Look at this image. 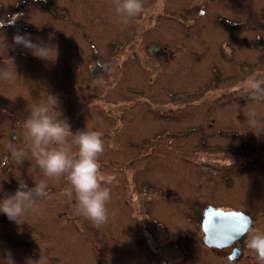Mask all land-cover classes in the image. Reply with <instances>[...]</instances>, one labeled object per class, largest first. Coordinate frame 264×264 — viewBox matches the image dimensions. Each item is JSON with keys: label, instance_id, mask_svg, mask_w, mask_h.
Returning a JSON list of instances; mask_svg holds the SVG:
<instances>
[{"label": "rangeland", "instance_id": "374dc122", "mask_svg": "<svg viewBox=\"0 0 264 264\" xmlns=\"http://www.w3.org/2000/svg\"><path fill=\"white\" fill-rule=\"evenodd\" d=\"M23 1L0 0V69L13 76L0 79V186L45 181L47 196L18 224L0 214V264H152V252L182 257L164 243L175 241L193 243L198 262L209 203L242 208L264 233V84L245 83L264 79V0H142L127 23L114 0H51L53 13ZM218 18L239 23L240 41ZM16 33L47 45L44 60L13 44ZM48 94L73 132L102 133L100 227L78 213L67 175L46 177L31 155L24 120ZM66 147L77 151L72 137Z\"/></svg>", "mask_w": 264, "mask_h": 264}, {"label": "clouds", "instance_id": "9594fccd", "mask_svg": "<svg viewBox=\"0 0 264 264\" xmlns=\"http://www.w3.org/2000/svg\"><path fill=\"white\" fill-rule=\"evenodd\" d=\"M116 13L124 18L127 23L129 18L140 14L143 8L142 0H114ZM20 14H16V19ZM13 44L22 45L31 51L36 58L43 59L47 56L49 47L45 44H35L30 33H16L12 37ZM44 60V59H43ZM93 67H103L97 62ZM12 73L7 69H0V79H12ZM245 83L254 92L262 91L261 85L264 79L249 77ZM256 99L255 96L251 97ZM59 97L48 94L47 100L30 108L23 127L26 140L29 144L31 155L36 165L46 177H60L67 175V179L74 189L78 204V213L91 221L93 226L100 227L106 223L108 211L107 202L110 200V190L102 187L99 179L98 157L104 152L102 133L95 130H76L73 132L67 118H61ZM52 110L57 116L50 114ZM72 137L77 151L72 154L66 147L67 138ZM12 156L16 161L22 162L25 153L23 150H12ZM14 192L4 191L0 186V214H3L10 222L18 224L19 219L28 209L33 208L39 197L47 196V183L40 181L34 187L29 188L21 179ZM246 246L253 251L260 264H264V233L252 231L249 228ZM10 264H14L11 256L7 258ZM31 260L28 261V264ZM31 264L37 262L31 261Z\"/></svg>", "mask_w": 264, "mask_h": 264}, {"label": "flooded vegetation", "instance_id": "af4514ba", "mask_svg": "<svg viewBox=\"0 0 264 264\" xmlns=\"http://www.w3.org/2000/svg\"><path fill=\"white\" fill-rule=\"evenodd\" d=\"M249 147L246 146H240V150L242 152H250L248 151ZM259 153H262L261 150L258 151ZM248 162L254 164L253 167H255V162L249 160ZM247 162V163H248ZM226 176V175H225ZM224 176V177H225ZM173 195V194H170ZM257 200V199H255ZM250 206H253L252 204H249ZM212 206L216 209H222L225 211H234V212H240L243 213L247 216H249L252 220L251 222V226L249 228H251V230L253 231L255 226L257 225L255 219L253 218V216L251 214L246 213L242 208H238V207H234V206H226V205H215V203H209L206 204L204 207H202V209L200 210V231L202 234V242L199 248H200V257L198 258V262H194L195 256H194V251H193V246L191 243H189L188 247H184L185 242H173L171 244H167V242H164L166 245H168L169 247L175 248V249H180L184 251L182 252V257L175 259V260H168L163 258L162 256H159L156 253L152 252V256L154 258V261L152 264H260L256 254L251 251L250 249L247 248L246 246V240L248 239V235H246V233H249V228L247 229V231L237 240L233 241L232 243H230L229 245H226L224 247L221 248H216V247H210L207 246L204 241H203V237L204 234L201 230V221H202V217H203V211L209 207ZM188 233H184V235L182 237L187 236ZM191 235V234H190ZM185 239V238H184ZM209 254V255H208ZM204 257V261L200 260V258ZM207 256H211L213 259H215V262H209L206 258ZM200 260V262H199Z\"/></svg>", "mask_w": 264, "mask_h": 264}, {"label": "water", "instance_id": "95a60500", "mask_svg": "<svg viewBox=\"0 0 264 264\" xmlns=\"http://www.w3.org/2000/svg\"><path fill=\"white\" fill-rule=\"evenodd\" d=\"M218 222L226 224V230L219 229ZM251 222V218L243 213L209 206L203 211L201 221L203 241L210 247H224L239 239L251 226Z\"/></svg>", "mask_w": 264, "mask_h": 264}, {"label": "trees", "instance_id": "16d2710c", "mask_svg": "<svg viewBox=\"0 0 264 264\" xmlns=\"http://www.w3.org/2000/svg\"><path fill=\"white\" fill-rule=\"evenodd\" d=\"M47 1V2H46ZM23 2H26V1H23ZM28 2H32L34 3V5H39L41 6L42 10L47 12V13H53V10H54V7H53V2L51 0H29ZM26 2V3H28ZM21 7L22 5L20 4H17L16 5V11H17V8L18 7ZM218 23L225 29L228 31L230 37L232 40H234L235 42H238L240 41L237 36L235 35L236 31L239 30V23H236L231 20L228 21V19H223V18H218ZM49 30H47V28L43 27V28H40L38 30H35V31H31V32H36V33H44V32H48ZM244 41V40H243ZM230 137H233V134H229ZM242 137V136H241Z\"/></svg>", "mask_w": 264, "mask_h": 264}, {"label": "snow or ice", "instance_id": "6c2138e0", "mask_svg": "<svg viewBox=\"0 0 264 264\" xmlns=\"http://www.w3.org/2000/svg\"><path fill=\"white\" fill-rule=\"evenodd\" d=\"M217 227L219 228V229H221V230H226V228H227V225L226 224H223V223H217Z\"/></svg>", "mask_w": 264, "mask_h": 264}]
</instances>
